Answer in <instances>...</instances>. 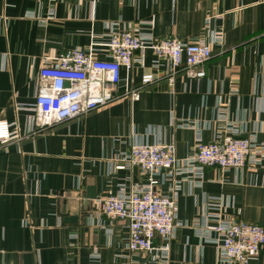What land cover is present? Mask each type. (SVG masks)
<instances>
[{"label": "crops", "instance_id": "obj_1", "mask_svg": "<svg viewBox=\"0 0 264 264\" xmlns=\"http://www.w3.org/2000/svg\"><path fill=\"white\" fill-rule=\"evenodd\" d=\"M110 23L184 42L208 40L219 30L225 43L213 46L205 76L180 68L173 86L162 77L169 63L154 68V51H138L140 61L122 71L120 92L126 84L138 87L145 72L160 75L140 89L138 100L123 95L32 132L30 106L42 67L95 42L96 55L106 57ZM0 120L31 133L0 145V264H149L154 253L129 251L127 221L103 214L98 197L145 181L139 166L114 168L134 142H174L180 158L189 155L196 132L179 121L199 126L205 143L224 121L237 123L238 137L264 142V0H0ZM91 186L95 199L88 197ZM170 186L157 189L169 193ZM207 196L229 202L227 217L264 226V163L228 171L206 167L200 186L184 183L178 220L200 217ZM64 207L78 220L65 221ZM169 245L170 264H218L216 245L191 224L179 226ZM251 260L264 264V249Z\"/></svg>", "mask_w": 264, "mask_h": 264}, {"label": "built area", "instance_id": "obj_2", "mask_svg": "<svg viewBox=\"0 0 264 264\" xmlns=\"http://www.w3.org/2000/svg\"><path fill=\"white\" fill-rule=\"evenodd\" d=\"M106 57L96 55L99 43L89 49L76 48L55 61L46 63L40 71V85L31 104L32 132L77 118L123 95L135 101L140 89L158 80L154 71L142 74L138 87L128 84L120 92L123 69L130 70L135 53L152 49L154 68L162 60L169 69L162 77L174 85L178 69L191 77H203L204 65L213 57V46L225 43L221 31H213L208 40L184 42L170 37L156 40L151 31L133 26L120 30L110 23ZM180 127L193 128L196 143L189 155L180 158L174 142H134L130 150L115 159V169L139 166L145 175L143 183L130 186L120 184L117 190H108L98 197L101 211L107 217L127 221L126 248L131 252H153L149 264H170V241L179 226L191 224L206 242L218 250V264H255L251 257L264 249V226L248 221H236L225 215L229 202L220 196H207L203 214L188 222L177 218L178 197L184 183L200 186L206 167L216 166L221 171L240 169L246 165L264 163V142L256 137H238L240 129L235 122L224 121L218 126L214 140L205 143L202 129L188 120L179 121ZM31 133L23 132L19 123L0 120V145L21 140ZM170 182V192L162 193L157 187ZM161 243L156 245L155 239ZM94 259L99 255L94 254Z\"/></svg>", "mask_w": 264, "mask_h": 264}, {"label": "water", "instance_id": "obj_3", "mask_svg": "<svg viewBox=\"0 0 264 264\" xmlns=\"http://www.w3.org/2000/svg\"><path fill=\"white\" fill-rule=\"evenodd\" d=\"M241 137V136H240ZM88 197L91 199H95L97 197V191L95 186H91L87 188ZM63 213L65 215V221H77L79 216L78 215H68L66 212V207L63 208Z\"/></svg>", "mask_w": 264, "mask_h": 264}]
</instances>
